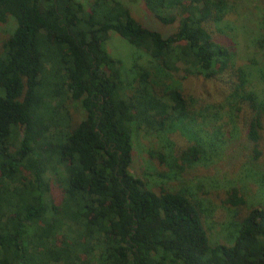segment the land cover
Here are the masks:
<instances>
[{
    "label": "trees",
    "instance_id": "16d2710c",
    "mask_svg": "<svg viewBox=\"0 0 264 264\" xmlns=\"http://www.w3.org/2000/svg\"><path fill=\"white\" fill-rule=\"evenodd\" d=\"M143 1L163 25L177 22L175 34L143 26L118 0L88 9L78 0H0V24L15 20L0 53V264H264L263 205L241 217L231 244L210 245L189 190L153 192L130 172L135 129L191 141L181 164L156 155L181 171L224 143L213 110L226 108L231 124L242 118L255 160L264 131V94L248 90L252 73L214 36L223 0ZM110 33L147 58L146 69L127 71L130 85L105 49ZM254 46L264 53V34ZM187 76L214 84L220 105H197L181 87ZM67 101L82 112L75 126ZM228 195L244 205L235 189Z\"/></svg>",
    "mask_w": 264,
    "mask_h": 264
},
{
    "label": "rangeland",
    "instance_id": "374dc122",
    "mask_svg": "<svg viewBox=\"0 0 264 264\" xmlns=\"http://www.w3.org/2000/svg\"><path fill=\"white\" fill-rule=\"evenodd\" d=\"M78 1L88 9L93 0ZM118 1L129 8L133 17L143 26L161 32L165 36L175 34L177 22L163 25L147 10L143 0ZM223 2L224 18L215 27L214 36L216 40L226 43L233 49L236 65L245 70L249 69L252 73L248 90L262 95L264 81L258 72L261 69L264 71V53L259 52L254 44L256 39L264 34L262 26L264 0H223ZM14 28L15 20L12 17L7 23L0 24V53L3 43L12 35ZM105 49L110 56L121 61L123 74L132 67L146 69L145 54L115 33H110ZM127 75V83L129 85L134 83V73L127 72ZM180 83L184 93L193 98L197 105L219 106L222 102L223 97L218 94L215 85L204 81L201 77L187 76L180 80ZM66 108L72 125H77L82 118L80 108L71 101H67ZM225 109L213 110V113H217V117L212 119L213 124H217L216 126L225 133L224 143L214 155L206 154V159L197 162L194 166L185 167L183 171L174 165L169 169L156 155L164 154L177 161L180 153L191 144L185 136L177 132L149 135L135 129L132 140L130 172L153 192H158L161 187L170 190H189L193 197L202 203L203 222L210 245L231 244L232 230L241 221V217L253 206H264V189H261L263 185L259 175V172H264V131L259 141L261 157L255 160L252 158L251 145L245 139V124L242 118L238 119L239 122L231 124ZM209 132L212 134L213 129L210 128ZM230 134L232 137L229 136ZM150 153H153L154 157L150 156ZM178 162L181 164L179 160ZM233 189L243 197L244 205L234 206L228 203V194ZM60 195L61 190L54 180L51 181L50 199L56 202ZM82 261L86 262L85 259Z\"/></svg>",
    "mask_w": 264,
    "mask_h": 264
}]
</instances>
